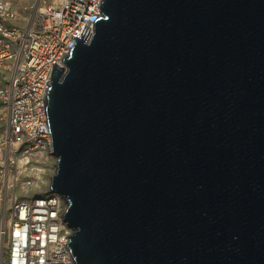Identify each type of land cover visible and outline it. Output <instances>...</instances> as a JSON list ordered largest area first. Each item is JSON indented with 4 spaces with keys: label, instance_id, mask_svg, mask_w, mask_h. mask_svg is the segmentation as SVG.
I'll return each mask as SVG.
<instances>
[{
    "label": "water",
    "instance_id": "water-1",
    "mask_svg": "<svg viewBox=\"0 0 264 264\" xmlns=\"http://www.w3.org/2000/svg\"><path fill=\"white\" fill-rule=\"evenodd\" d=\"M46 111L79 264H264V0H102Z\"/></svg>",
    "mask_w": 264,
    "mask_h": 264
},
{
    "label": "built area",
    "instance_id": "built-area-1",
    "mask_svg": "<svg viewBox=\"0 0 264 264\" xmlns=\"http://www.w3.org/2000/svg\"><path fill=\"white\" fill-rule=\"evenodd\" d=\"M102 0H0V252L3 264H79L46 111L53 65L101 15Z\"/></svg>",
    "mask_w": 264,
    "mask_h": 264
},
{
    "label": "rangeland",
    "instance_id": "rangeland-1",
    "mask_svg": "<svg viewBox=\"0 0 264 264\" xmlns=\"http://www.w3.org/2000/svg\"><path fill=\"white\" fill-rule=\"evenodd\" d=\"M4 262H3V256H2V254H1V252H0V264H3Z\"/></svg>",
    "mask_w": 264,
    "mask_h": 264
}]
</instances>
